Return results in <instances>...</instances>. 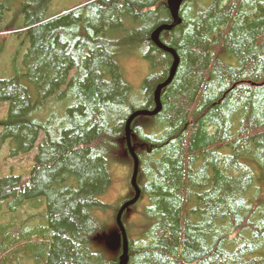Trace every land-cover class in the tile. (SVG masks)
I'll list each match as a JSON object with an SVG mask.
<instances>
[{
  "label": "trees",
  "instance_id": "16d2710c",
  "mask_svg": "<svg viewBox=\"0 0 264 264\" xmlns=\"http://www.w3.org/2000/svg\"><path fill=\"white\" fill-rule=\"evenodd\" d=\"M56 1L0 0V159L32 157L0 162V264H119L105 242L136 194L126 125L156 108L175 57L152 33L174 19L166 0ZM179 18L160 35L179 58L162 108L131 126L128 264H264V0H184ZM120 164L130 191L108 203Z\"/></svg>",
  "mask_w": 264,
  "mask_h": 264
},
{
  "label": "rangeland",
  "instance_id": "374dc122",
  "mask_svg": "<svg viewBox=\"0 0 264 264\" xmlns=\"http://www.w3.org/2000/svg\"><path fill=\"white\" fill-rule=\"evenodd\" d=\"M85 0H57L56 4L53 6V10L63 9L67 7H72L74 5H77ZM6 36V35H5ZM8 37H13V35L7 34ZM20 40H24L25 36L22 35L19 37ZM15 40L18 41L17 36H15ZM1 42V39H0ZM14 41L10 39L8 43H6V51L0 57V74L2 72H6L8 74H5L7 76H10V72H13V60H12V53H14ZM1 56V55H0ZM222 57H226L224 52L221 53ZM228 59V58H227ZM230 59V58H229ZM233 61V59H230ZM21 63V61H20ZM125 70L128 73V79L134 84V85H140L142 80L146 77L149 71L148 62L145 59L141 58H134L133 61L125 64ZM5 113V106L0 105V118ZM42 138V136H41ZM1 164H4V170L7 171L11 165L15 166V170L18 172H27V170L30 168L32 163V157L25 155V156H18L15 158H8V155L6 151H3L2 157L0 159ZM123 165L120 164L114 168V179H113V185L111 186V189L109 190V194L104 197V200L108 203L116 202V200L124 195H127L130 191L129 186L126 185V176L128 174V169L122 167ZM143 206V204H142ZM141 206V207H142ZM139 220H137V223L139 224ZM141 223V222H140ZM141 225V224H139ZM135 232L140 231V227H137L134 229Z\"/></svg>",
  "mask_w": 264,
  "mask_h": 264
},
{
  "label": "water",
  "instance_id": "95a60500",
  "mask_svg": "<svg viewBox=\"0 0 264 264\" xmlns=\"http://www.w3.org/2000/svg\"><path fill=\"white\" fill-rule=\"evenodd\" d=\"M184 0H166V3L170 9V12L172 14V17L174 19V22L172 25L169 24H163L160 27H158L153 33H152V39L153 41L159 46L161 47L163 50L168 51L170 53L173 54V56L175 57V61L174 64L172 66V70H171V74L169 76V78L161 83L156 91H155V98H156V108L152 111L150 110H137L134 113H132L127 121V125H126V137H127V145H128V149L129 152L134 160V168H133V174H132V178H131V184L136 192L134 198H132L131 200H129L128 202H126L122 208L120 209L118 215H117V224H118V230L112 231L106 238V245L108 246L109 249L113 250V251H117L119 249H121L122 254L120 255L119 258V264H128L129 262V240H128V235L126 232V229L124 227V224L122 222V215L125 211L126 208L130 207L132 204L136 203L140 197V189L137 185V178H138V172H139V159L137 157V154L135 153L134 147L132 146L131 143V126L133 121L140 115L142 116H152V115H156L162 108L161 106V94H162V90L164 87H166L173 79L178 64H179V58L177 57V54L175 52L174 49L166 46L165 44H163L160 40V35L161 32L165 29H170L173 25H176L180 22V18H179V12H180V8L181 5L183 3Z\"/></svg>",
  "mask_w": 264,
  "mask_h": 264
},
{
  "label": "bare ground",
  "instance_id": "6f19581e",
  "mask_svg": "<svg viewBox=\"0 0 264 264\" xmlns=\"http://www.w3.org/2000/svg\"><path fill=\"white\" fill-rule=\"evenodd\" d=\"M132 133V132H131Z\"/></svg>",
  "mask_w": 264,
  "mask_h": 264
}]
</instances>
